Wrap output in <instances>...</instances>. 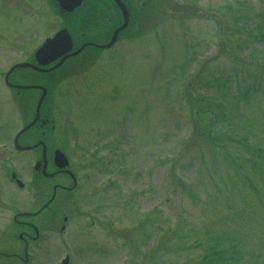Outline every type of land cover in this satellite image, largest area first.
I'll return each mask as SVG.
<instances>
[{
  "label": "rangeland",
  "instance_id": "rangeland-1",
  "mask_svg": "<svg viewBox=\"0 0 264 264\" xmlns=\"http://www.w3.org/2000/svg\"><path fill=\"white\" fill-rule=\"evenodd\" d=\"M145 2L124 47L74 72L17 68L22 88L5 74L66 21L56 0H0V251L14 253L0 264H264V0ZM35 83L50 87L48 144L81 181L25 255L16 211L72 187L15 146L42 130L22 132Z\"/></svg>",
  "mask_w": 264,
  "mask_h": 264
},
{
  "label": "flooded vegetation",
  "instance_id": "flooded-vegetation-1",
  "mask_svg": "<svg viewBox=\"0 0 264 264\" xmlns=\"http://www.w3.org/2000/svg\"><path fill=\"white\" fill-rule=\"evenodd\" d=\"M145 1L146 0H83L79 6H77L75 9L72 10V12L61 9L59 6L61 10V14L66 21V24L60 27L59 30L61 28L66 27L67 29H69L70 33L72 34L73 49L71 50V52L85 45L77 55L74 56L72 55L63 59V63L61 64V66H63V68H66L67 72L68 71L74 72V70L75 71L77 70L76 67L77 65L84 62L97 61L99 58H101L103 52L113 48L114 49L120 48V46L124 47L122 43L125 41L127 43L128 40H130V34L132 31L131 27L133 26V31L140 28V25L137 24V21L141 17V13H144L142 11L146 9L147 3ZM124 9H126L128 15V23L126 21V14H125L126 12ZM75 13H76L75 15L76 21L74 20V22L71 21L68 22L69 16ZM63 56L64 55L60 56L59 58H57L56 60L52 61L51 63H49L44 67L50 68L54 66L55 64L59 63L62 60ZM33 63H36L35 58L33 59ZM13 72L11 73L9 78H11ZM46 72L51 73L52 71L51 72L46 71ZM19 81H20V77H16L11 79L10 82H12L13 84H21ZM34 85L41 86L43 84L35 83ZM36 89L40 91V95L38 96L36 101V104H38V101L43 93V89L35 88V90ZM48 95L45 97L42 103V109L45 108L47 102L49 103ZM39 119L40 120L37 121L34 127L40 124L38 125L42 129L39 133L40 136H38L36 139L33 140H29L28 137H26L25 134L33 128L32 126L27 131H25L20 136H18L17 141L16 139H14L15 146L21 150L20 152L23 153L30 152L34 149L37 150L38 153L36 155L37 156L39 155L37 160L39 159L42 161L40 162L41 163V165L39 166L40 169L37 170L38 173L42 175V173L45 172V167H46L47 173L50 172L53 173V175L51 177L42 175L43 177H46V179H54L58 175H63L66 178H68V182H72V187L71 185H66L65 180L60 181L59 183L56 182L53 185V195L51 197L46 198L45 201L40 204V207L36 211H31L28 210L27 208L20 211L19 210L16 211L14 217L18 222V225L17 224L16 225L19 227V236H21V238L25 241V247H24L25 255H27L29 251V246H30V243H28L29 240L34 241L38 239L40 236H43L45 231H43L42 228L45 223L41 222L40 224L37 219L45 218L47 213L50 212L51 210L50 208L53 207L52 204L54 203V199L57 192L59 190H63L70 193L73 190L78 189L81 181L79 179L78 173L72 170L71 161H70V165H68L67 168H61L60 166L57 165V162L55 161V151L58 149V147L51 148L50 144H48L49 139L46 138L47 130L49 128L48 127L49 119L46 118V116H41V114ZM45 128H47L46 131ZM65 131L66 129L62 128L61 132L65 133L66 135L67 132ZM38 141H40L39 146L36 145ZM50 168L51 171H49ZM70 170L74 172L73 175L75 176L71 174ZM11 173H12L11 177L17 181L15 183L19 184L18 178L19 177L22 178V177L18 176V173H16L15 170L11 171ZM22 186H24L23 181H22ZM42 193L43 192H40L39 196H42ZM65 216L63 217V219L66 221L68 218ZM2 253L6 254L7 256L14 255V253L11 254V252H5V253L2 252Z\"/></svg>",
  "mask_w": 264,
  "mask_h": 264
},
{
  "label": "water",
  "instance_id": "water-1",
  "mask_svg": "<svg viewBox=\"0 0 264 264\" xmlns=\"http://www.w3.org/2000/svg\"><path fill=\"white\" fill-rule=\"evenodd\" d=\"M57 1L59 2L62 9L72 12V10L75 9L77 6H79L83 0H57ZM124 10L126 12V9H124ZM125 14H126V21L128 23L127 12ZM84 46L80 47L79 49H77L75 51L73 50V52H71V50L73 49L72 36H71V34L67 28H62L52 38L49 37L36 50V53H35V59L37 62L36 64L32 63V62L16 63L7 72L5 79L9 84H11L9 81V75H10L11 71H13L17 67H25V68L31 67V68L38 69L41 71H48V70L57 68L58 66H60L63 63V59H65L69 56H72V55L74 56V55L78 54L83 49ZM62 55H64V56L59 63L55 64L51 68L43 67L45 65H48L52 61L56 60L57 58H59ZM11 85H13V84H11ZM16 86L22 87V88L27 87V86L17 85V84H16ZM42 88H43V93H42V95L39 99L38 105H37L36 117L31 123H29V125H27L25 128H23L22 132L25 131L26 129H28L32 124H35V122L40 117L39 112L41 110V105H42V102H43V100L47 94V88L44 86H42ZM17 139H18V137H17ZM17 139H16V141H17ZM55 161L57 162V165L60 166L61 168L67 167L68 163H69L68 157L59 148L56 150V153H55ZM39 163H40V161H38L37 164L35 165L36 169H38ZM69 263H70V256L67 255L66 258L62 259L61 264H69Z\"/></svg>",
  "mask_w": 264,
  "mask_h": 264
},
{
  "label": "trees",
  "instance_id": "trees-1",
  "mask_svg": "<svg viewBox=\"0 0 264 264\" xmlns=\"http://www.w3.org/2000/svg\"><path fill=\"white\" fill-rule=\"evenodd\" d=\"M200 98V100H201V97H199Z\"/></svg>",
  "mask_w": 264,
  "mask_h": 264
}]
</instances>
